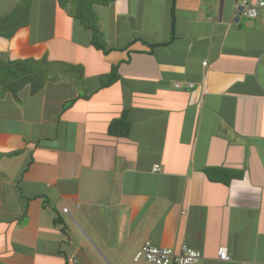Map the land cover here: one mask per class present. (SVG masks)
Listing matches in <instances>:
<instances>
[{
	"label": "crops",
	"instance_id": "1",
	"mask_svg": "<svg viewBox=\"0 0 264 264\" xmlns=\"http://www.w3.org/2000/svg\"><path fill=\"white\" fill-rule=\"evenodd\" d=\"M18 1L0 0V17ZM238 3L95 5L107 54L57 0H34L29 24L0 35V60L85 71L83 87L0 88V264H142L148 240L198 249L196 264H264V11L238 16ZM113 66L119 80L99 88ZM126 111L129 135H111ZM208 167L242 176L215 182Z\"/></svg>",
	"mask_w": 264,
	"mask_h": 264
},
{
	"label": "trees",
	"instance_id": "2",
	"mask_svg": "<svg viewBox=\"0 0 264 264\" xmlns=\"http://www.w3.org/2000/svg\"><path fill=\"white\" fill-rule=\"evenodd\" d=\"M59 6L68 14L77 19L80 24L92 32L91 44L105 54L112 48L108 46L104 32L100 26V18L95 5L109 6L117 0H57ZM34 0H19L14 10L6 16L0 17V35L10 39L16 31L30 22V14ZM62 77L75 79L76 87L85 86V71L81 64L67 61L50 60L48 56L40 59L26 58L16 60H0V88L1 93H18L26 86H30L31 93L42 91L48 81H57ZM120 78L118 66L99 77V88H105L116 83ZM87 92V91H86ZM80 97H89L88 92ZM76 100L66 104L69 107ZM129 112L114 120L110 125V134L114 136H127L131 130ZM210 180L229 184L234 178L242 176L238 170L223 167H208L205 169Z\"/></svg>",
	"mask_w": 264,
	"mask_h": 264
},
{
	"label": "built area",
	"instance_id": "3",
	"mask_svg": "<svg viewBox=\"0 0 264 264\" xmlns=\"http://www.w3.org/2000/svg\"><path fill=\"white\" fill-rule=\"evenodd\" d=\"M264 11V0H239L237 15L255 19ZM207 65V62H204ZM176 87H182L177 84ZM194 87L193 83H188L187 88ZM158 165L154 171H159ZM68 208L64 212L68 213ZM203 258L202 253L187 244H182L180 248H172L155 245L152 241H146L135 255V261L142 264H196ZM218 258L223 261H232V257L227 247L221 246L218 249ZM68 264H81L75 255L68 257Z\"/></svg>",
	"mask_w": 264,
	"mask_h": 264
},
{
	"label": "rangeland",
	"instance_id": "4",
	"mask_svg": "<svg viewBox=\"0 0 264 264\" xmlns=\"http://www.w3.org/2000/svg\"><path fill=\"white\" fill-rule=\"evenodd\" d=\"M141 263V262H140Z\"/></svg>",
	"mask_w": 264,
	"mask_h": 264
}]
</instances>
